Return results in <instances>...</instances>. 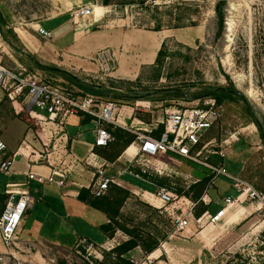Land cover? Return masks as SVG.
Returning a JSON list of instances; mask_svg holds the SVG:
<instances>
[{"label": "rangeland", "instance_id": "obj_1", "mask_svg": "<svg viewBox=\"0 0 264 264\" xmlns=\"http://www.w3.org/2000/svg\"><path fill=\"white\" fill-rule=\"evenodd\" d=\"M138 1L0 0L1 34L11 30L18 37L14 48L6 44L3 63L14 71L26 68L76 95L92 96L99 112L111 104L114 120L104 126H123L133 133L149 134L162 125L167 112L204 107L212 97H221L222 114L196 152L203 161L217 152L227 154L226 174L244 178L264 194V0H228L221 30L215 11L219 0ZM88 6L96 7V18L71 20L77 9ZM61 17L63 25L58 23ZM109 19L139 30V43L123 45L119 51V47L107 46L104 26ZM90 20L95 22L88 31L85 25ZM40 28L52 36H43ZM76 31L85 41L75 40ZM162 46L164 56L157 64ZM9 102L15 117L6 132L13 141L19 132H34L37 126L27 112ZM90 122L98 125L95 118ZM134 163L133 169L140 167L147 176H137L133 170L127 181L141 193L155 194L162 186L177 193L212 174L199 163L174 161L168 155L138 154ZM157 177L170 179L171 185L155 182ZM98 179L96 174L94 182ZM210 189L211 198L203 202L211 203L212 211L224 205L226 195L236 194L227 175L215 177ZM137 199L129 200L124 208L125 214L135 218L133 223L142 222L140 226L148 230L155 220L170 232L159 246L160 264H264V208L240 209L233 224L229 220L213 223L207 216L198 222L195 210L202 207L198 203L190 228L175 231L168 214L150 215L148 223L150 211ZM241 206L251 207L249 203ZM24 245L13 244L12 254H0V264H90L103 249L87 241L73 248L40 241Z\"/></svg>", "mask_w": 264, "mask_h": 264}, {"label": "crops", "instance_id": "obj_2", "mask_svg": "<svg viewBox=\"0 0 264 264\" xmlns=\"http://www.w3.org/2000/svg\"><path fill=\"white\" fill-rule=\"evenodd\" d=\"M61 19L62 17L58 23L63 25V20ZM94 22V20H90L89 23H86L85 28H88L89 31ZM105 23L104 27L108 32L109 38H111H107V46L110 44L109 47H113L114 49L119 47V51L123 45L132 47L139 43L137 42V36L142 34L139 30L128 28L125 24L118 22V20L109 19ZM77 27L75 26L74 29H77ZM78 32L76 31V34ZM80 32L82 33L83 31ZM113 34H116L115 37L112 36ZM93 38L90 39L93 42L98 40L97 36ZM75 40L85 41L84 39H80L79 35ZM3 96L4 90L0 87V101ZM18 106L22 109L21 105ZM135 119L137 120V118ZM90 121L91 117L89 118L85 114L73 115L68 117L63 125L44 122L40 126H37L34 132L28 130L21 131L17 134V138L16 136H12L15 138L13 141L9 140L8 133L6 132L10 126L1 135L2 138L3 136L5 137L3 139L8 145L5 158H12L18 153L14 158L15 163L12 172L10 174L0 173V213L5 209L11 194H14L15 201L24 192L28 193L31 197L27 211L18 228L14 240L15 245L25 247V243L40 241L64 248H73L89 239L98 246L110 249L126 241L128 236L121 231H118L113 238L107 236L100 228L102 224L109 221L107 216L79 199L80 190L83 187H90L94 184L97 167L99 166L105 169V175L114 182L129 189L138 197L141 195L140 198L142 200L153 206H160L156 193L153 194L149 190H142L144 193L138 192V190L131 188V184L127 181L130 180L132 174L134 175L132 169L135 166L134 162L137 155L140 154L138 145L135 143L131 144L115 161L110 162L105 158L104 151L101 150L102 148H95L94 144L98 125L93 126ZM44 144L49 145L48 160L42 161L39 165H30L28 155L32 151H43L45 149ZM225 157H223V164H221L223 167L225 165ZM53 170H57L65 175L63 186L48 183L40 184L29 180L27 175L29 172H33L43 176H50ZM135 175L138 176V174ZM207 194L206 197L211 198L209 193ZM233 195V193H230L225 198ZM249 204L251 205L249 208L241 206L242 204H236L229 209L226 216L220 222L229 220V223H235L236 218L240 216L239 212L242 208L243 210H252V212L258 210L256 203ZM223 206H225V203L215 211H212L209 206V211L207 212L215 214ZM226 228L227 226H224L223 230ZM160 250L158 248L149 254L156 258L155 261L150 259L140 247L131 250L125 257L131 259L136 264H160L162 261L160 257H163L162 253H159ZM21 251H24V249H21ZM4 253L8 255L12 254L4 245L0 235V254ZM4 258L6 257L2 259L4 260ZM98 258L102 259V254Z\"/></svg>", "mask_w": 264, "mask_h": 264}, {"label": "built area", "instance_id": "obj_3", "mask_svg": "<svg viewBox=\"0 0 264 264\" xmlns=\"http://www.w3.org/2000/svg\"><path fill=\"white\" fill-rule=\"evenodd\" d=\"M159 1V0H157ZM96 17L94 6L77 9L72 15L74 22L80 18ZM41 34L50 38L52 33L39 29ZM0 30V87L8 91V97L13 104L21 105L22 110L27 112L34 120L36 126L42 123L53 122L63 125L68 117L73 115L87 114L93 116L97 123V134L95 148H106L114 140L112 133L104 126L107 122H113L112 105H108L102 112L97 111L95 99L87 95L85 97L41 80L36 74L28 73L25 69L12 70L3 63V53L6 49ZM223 108L211 98L204 107H188L167 112L165 120L162 121L164 131L157 137L150 134L135 132L134 143L138 145L139 153L147 157H158L168 155L172 160H189L209 168L214 175H227L232 180V187L235 195L225 198V206L217 213L206 212L200 216L198 222L208 217L213 223L220 222L230 208L236 204L256 203L258 209L264 208V194L258 191L249 181L242 177L226 174L222 165L213 166L207 161L200 159V153L196 152L202 143L205 134L215 125L222 114ZM45 149L41 152L32 151L28 155L30 165H39L42 161L48 160L49 145L44 144ZM8 145L3 138H0V173L10 174L15 163L16 153L12 158H5ZM222 157L225 153L219 152ZM98 181L93 184V193L102 196L106 193L109 183L113 181L105 175L102 166L97 167ZM28 178L40 184L64 185L65 175L53 170L50 176H43L29 172ZM205 196L202 200H205ZM156 198L161 205L157 207L161 214H168L175 227V231H187L190 222L194 217V209L198 202L187 196H179L167 187H159L156 191ZM31 197L28 193H21L15 201L14 194H11L5 209L0 213V235L6 248L11 251L14 240L27 211Z\"/></svg>", "mask_w": 264, "mask_h": 264}, {"label": "trees", "instance_id": "obj_4", "mask_svg": "<svg viewBox=\"0 0 264 264\" xmlns=\"http://www.w3.org/2000/svg\"><path fill=\"white\" fill-rule=\"evenodd\" d=\"M148 0H139L138 2L141 4H145ZM228 0H219L216 4L215 11L217 15V21L218 26L220 30L223 27L224 24V9L227 4ZM3 38L6 41V43L14 48V43L18 42V37L16 33H14L11 30L3 31ZM11 38L14 40L11 41ZM164 46V45H163ZM159 50L156 58V63L160 64L162 62V57L164 56V47ZM28 73L29 72L26 68H24ZM51 83L50 81H46ZM53 84V83H51ZM54 85H57L54 83ZM60 86V85H59ZM4 90V96L2 100L0 101V138L1 135L5 132V130L10 125L11 121L15 117L14 111H12V107H10V102L8 99V91L6 89ZM71 91V89H69ZM76 94V93H75ZM216 99V101L222 102L221 97H212ZM10 103V104H9ZM9 104V105H7ZM89 118L93 119L94 117L91 115H87ZM106 129H108L113 137L114 140L106 147L104 150V156L105 158L113 162L115 161L121 153L127 149L131 144L134 143L136 134L135 132H131L130 130L123 128V127H117L113 128V126L108 127L106 126ZM164 131V125H160L159 128L154 130L153 132L149 133L153 136H159ZM207 162L213 166H220L223 164V157L219 155V152L215 153L214 155H211L207 158ZM136 174H142L144 176H147L145 173H142L140 167H135ZM214 175H206L202 178H200L198 181L193 182L188 187H182L177 189V193L180 195L187 196L191 198L192 200L198 202L202 207L198 210H195V216L200 217L207 211H209V206L211 203L206 204L203 202L202 198L205 196V194L209 193V189L211 185H213L214 181ZM155 182L159 184H167L171 185L170 179L165 177H157L154 179ZM154 183V181H153ZM132 198H138V202L140 205H145L149 209V217H148V223L151 222V216L157 215V217H161L158 214L157 207H154L152 204L142 200L141 198L134 195L129 189L119 185L118 183L111 181L109 183L108 189L105 194L102 196H96L93 193V185L90 187H83L80 190L79 199L86 203L87 205L101 211L104 213L107 218L108 222L102 224L100 226L101 230L110 238H113L115 234L118 231L123 232L128 236V239L126 241H123L122 243L116 245L115 247L111 249H102V259L94 258V261L90 262V264H136L134 261H132L129 258H126L125 255L130 252L131 250L140 247L144 251L145 254L149 255L153 253L155 250H157L160 246L161 241H164L168 238L170 232L168 229H164L162 225L157 223L155 220L153 221V224L151 225V228L148 230H144L140 225L144 224L142 222H139L137 225H135L134 217H129L124 212L125 205L129 200ZM142 216V213L140 214ZM88 244H91L95 247H100L96 243H93L91 240L87 239ZM101 248V247H100ZM89 264V263H88Z\"/></svg>", "mask_w": 264, "mask_h": 264}, {"label": "bare ground", "instance_id": "obj_5", "mask_svg": "<svg viewBox=\"0 0 264 264\" xmlns=\"http://www.w3.org/2000/svg\"><path fill=\"white\" fill-rule=\"evenodd\" d=\"M96 8V7H95ZM100 7H97V9H99ZM101 9V8H100ZM96 13H97V11H96ZM98 14H102V11H99V13Z\"/></svg>", "mask_w": 264, "mask_h": 264}]
</instances>
